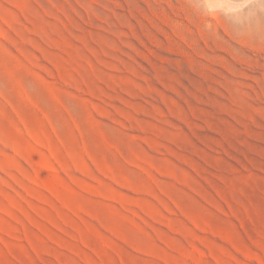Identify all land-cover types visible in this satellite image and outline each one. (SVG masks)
I'll return each mask as SVG.
<instances>
[{
  "label": "rangeland",
  "instance_id": "374dc122",
  "mask_svg": "<svg viewBox=\"0 0 264 264\" xmlns=\"http://www.w3.org/2000/svg\"><path fill=\"white\" fill-rule=\"evenodd\" d=\"M0 264H264V0H0Z\"/></svg>",
  "mask_w": 264,
  "mask_h": 264
}]
</instances>
